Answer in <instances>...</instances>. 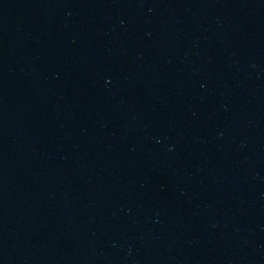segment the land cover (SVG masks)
I'll return each mask as SVG.
<instances>
[{
    "label": "water",
    "instance_id": "1",
    "mask_svg": "<svg viewBox=\"0 0 264 264\" xmlns=\"http://www.w3.org/2000/svg\"><path fill=\"white\" fill-rule=\"evenodd\" d=\"M0 264H264V0H0Z\"/></svg>",
    "mask_w": 264,
    "mask_h": 264
}]
</instances>
